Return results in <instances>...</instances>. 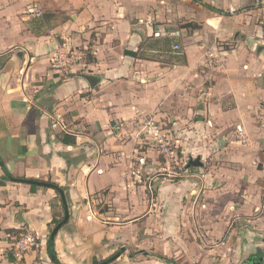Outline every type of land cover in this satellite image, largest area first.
I'll use <instances>...</instances> for the list:
<instances>
[{
  "label": "crops",
  "instance_id": "obj_1",
  "mask_svg": "<svg viewBox=\"0 0 264 264\" xmlns=\"http://www.w3.org/2000/svg\"><path fill=\"white\" fill-rule=\"evenodd\" d=\"M58 14L62 23L41 25L37 34L30 28ZM153 36L161 37L154 44L179 38L185 64L152 58L159 51L150 46ZM224 42L262 43L264 82V0H0V160L13 177L63 188L68 221L54 238L60 263L92 264L121 250L110 264H264V140L262 155H242V162L254 155L262 170L222 175L197 167L194 189L202 198L193 217L184 215L189 187L161 186L170 211L156 216L145 192L150 180L142 182L152 171L150 153L141 151L150 145L145 122L176 112L170 101L181 104L195 92L189 85L200 78L205 55H222ZM64 43L90 57L57 69L53 59ZM53 121L65 130L53 129ZM246 141L237 143L253 140ZM140 157L146 166L138 183L131 171ZM0 183V264H13L19 232L37 242L21 264H52L46 246L52 222L64 216L62 201L52 189L32 192L5 180L1 168Z\"/></svg>",
  "mask_w": 264,
  "mask_h": 264
},
{
  "label": "rangeland",
  "instance_id": "obj_2",
  "mask_svg": "<svg viewBox=\"0 0 264 264\" xmlns=\"http://www.w3.org/2000/svg\"><path fill=\"white\" fill-rule=\"evenodd\" d=\"M64 20L65 17L61 14L48 16L42 26L45 30L50 29ZM194 26L188 23L186 27L193 29ZM152 39L154 41L150 46L159 50L157 53H149L152 58L162 60L168 67L183 63L184 55L179 38L168 40V44L163 41L154 44L161 40V37L153 36ZM219 45L222 49L218 52L223 54L218 57L215 54H208V57L205 55V64L199 69L200 78L197 77V83H190L189 87L196 88L195 92L192 91L181 104L170 101L176 112L170 111L168 120L151 119L159 130L157 139L152 137L154 140H150L148 153L147 147L141 149L146 155L150 153L146 160L147 165L152 167V171L142 182L150 180L151 186L147 187L145 192L149 200L153 199L157 204L156 216H168L170 210L166 209L162 199V195L166 194L159 195L158 190L164 184H170L189 187L190 195L186 202L190 206L186 208L187 213L184 215L193 217L194 204L201 195L200 192H195L199 178L194 174L198 168L189 167L190 160L200 158L204 173L211 169L222 172V175L225 171H235L239 168L262 170V163L252 161L256 152L262 155L264 140L262 43L258 46L251 42L249 46L244 47H234L231 42ZM209 52L214 53L215 50L209 49L207 53ZM83 55V58L90 57L87 53ZM174 119L186 121L182 122L181 126H174ZM246 140H253L252 144L237 143L247 142ZM249 154L254 155L246 157L247 162L246 159L242 162V155ZM226 179L228 178L224 177L225 181L218 178V182L225 185ZM133 181L136 182L134 178ZM172 210L177 215L178 209ZM99 211L103 212L104 209L99 208ZM130 234L129 232L128 235ZM177 264L181 263L177 261Z\"/></svg>",
  "mask_w": 264,
  "mask_h": 264
},
{
  "label": "built area",
  "instance_id": "obj_3",
  "mask_svg": "<svg viewBox=\"0 0 264 264\" xmlns=\"http://www.w3.org/2000/svg\"><path fill=\"white\" fill-rule=\"evenodd\" d=\"M255 2L257 3L258 0H255ZM174 49H177V47H174ZM83 56L84 55L82 51L71 46L70 44L64 43L58 48V52L53 59V66L57 69H65L69 66L79 63ZM52 128L60 129L62 131L65 130V127L59 121H53ZM158 130L159 129L155 122H153L151 119H148L144 126V131L146 134L145 139L154 140L152 137H157ZM137 162L140 167L139 169L132 168L131 175L133 176L134 180L139 183L142 180L140 170L145 165V158L140 157L138 158ZM34 246H36V237L34 234L19 232L17 235L13 236L10 246V252L14 260L13 264H21L25 254Z\"/></svg>",
  "mask_w": 264,
  "mask_h": 264
},
{
  "label": "trees",
  "instance_id": "obj_4",
  "mask_svg": "<svg viewBox=\"0 0 264 264\" xmlns=\"http://www.w3.org/2000/svg\"><path fill=\"white\" fill-rule=\"evenodd\" d=\"M207 9H209L210 11H214L216 13H220L219 11H216L210 7H206ZM43 20L46 18H42ZM42 25V21L41 20H33L32 22H30V28L32 29L33 32L36 33V29L40 28ZM37 34V33H36ZM164 44H168V40L163 41ZM126 55L131 56V57H136L137 54L133 53V52H125ZM182 64H185V58ZM63 142H68L67 140H62ZM0 168L2 169L4 176H5V180L10 181V182H14V183H20V184H26L30 186V190L33 192L37 187H45V188H49L54 190V192L56 193L57 197L60 199V201H62L61 199V195L63 196L67 208H68V203H67V198L64 195V190L62 187H59L56 184L51 183L50 181L47 182H43V181H39V180H31V179H26L24 177H13L5 168L3 162L0 160ZM45 183L47 184V186H42L41 184ZM2 184V183H0ZM63 205V204H62ZM63 220V218H61L60 220H54L52 222V226H50L49 229V234L51 233V231ZM67 223V222H66ZM65 225V224H64ZM52 227V228H51ZM18 234V233H17ZM17 234H13V236L17 235ZM55 238V237H54ZM54 238L51 239L50 237H48L47 240V254L51 260L52 264H62L60 263L57 258H56V254L54 251ZM121 250L116 251L114 254H112L110 257H108L107 259L103 260V261H96L95 259L92 260V264H110L114 261H116V259L121 255ZM160 259L166 260V258L164 257H159Z\"/></svg>",
  "mask_w": 264,
  "mask_h": 264
},
{
  "label": "water",
  "instance_id": "obj_5",
  "mask_svg": "<svg viewBox=\"0 0 264 264\" xmlns=\"http://www.w3.org/2000/svg\"><path fill=\"white\" fill-rule=\"evenodd\" d=\"M84 78L89 82V83H93V84H96L97 83V79L93 76H88V75H85ZM188 166L189 167H201L202 166V163L200 162V158H196L195 160H190L189 163H188ZM42 186H47V184L45 183H42L41 184ZM61 200H62V204H63V209H64V216H63V220L51 231V233L49 234V237L51 239H53L57 232L60 230V228L66 224V222L68 221V208H67V205H66V202L63 198V196L61 195ZM105 264V263H103Z\"/></svg>",
  "mask_w": 264,
  "mask_h": 264
}]
</instances>
